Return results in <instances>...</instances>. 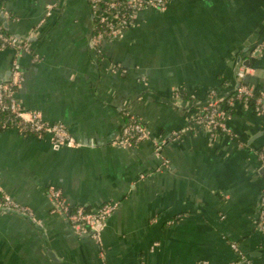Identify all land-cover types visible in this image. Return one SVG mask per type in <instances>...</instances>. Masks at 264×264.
I'll return each mask as SVG.
<instances>
[{
    "label": "crops",
    "instance_id": "obj_1",
    "mask_svg": "<svg viewBox=\"0 0 264 264\" xmlns=\"http://www.w3.org/2000/svg\"><path fill=\"white\" fill-rule=\"evenodd\" d=\"M0 27L22 39L36 31L30 41L42 60H19L26 82L15 97L76 142L55 148L49 138L0 130V186L41 225L0 213V264H232L242 254L231 244L264 249L256 229L264 115L239 103L228 121L233 136L185 132L210 91L236 90L238 66L250 64V85L264 94V0H168L163 10L136 12L102 57L90 45L87 0H0ZM13 58L0 49V83ZM127 115L166 140L167 168L152 141L114 145ZM51 187L90 212L119 203L100 244L51 213Z\"/></svg>",
    "mask_w": 264,
    "mask_h": 264
},
{
    "label": "built area",
    "instance_id": "obj_2",
    "mask_svg": "<svg viewBox=\"0 0 264 264\" xmlns=\"http://www.w3.org/2000/svg\"><path fill=\"white\" fill-rule=\"evenodd\" d=\"M87 2L94 17L90 45L96 55L102 57L105 42L120 39L123 33L134 25L136 12L149 9L163 10L166 8L168 0H87ZM52 10L53 7L49 6L46 11V19L38 25L37 29L46 24L52 16ZM34 32L36 33V31ZM35 33L31 36L33 37ZM31 36L22 39L7 33L0 27V49L11 50L14 55L10 80L0 83V113H8L16 120L15 123L9 120L0 121V130H14L38 139L49 138L55 148H73L76 146V142L65 125L49 123L43 119L41 113L26 109L15 97L16 91L21 89L26 82V75L19 60L24 55H31L35 64L42 60L41 56L33 53ZM112 68L114 72L119 71L118 67L113 66ZM248 72L247 68L238 66L237 77L240 85L230 95L224 97L217 90L210 91L208 101L190 119L185 132L202 129L208 133L212 141L220 135L233 136L234 133L230 129L228 121L232 109L239 103L254 107L264 115V94L251 85L242 83ZM180 96L181 92L176 91V97ZM146 141H152L156 157L161 160L162 167L167 168L168 162L162 154L166 140L158 137L154 139L145 125L134 115H127V121L123 125L119 137L114 141V145L138 146ZM258 156L264 173V152H259ZM141 178L143 179L145 176L142 175ZM48 194L53 205L51 213L65 217L78 236L91 235L98 244H100L101 227L107 223L119 207L117 202H108L103 204L97 212H90L84 207H74L69 204L62 190L58 188L51 187ZM8 209L16 210L34 220L32 212L5 195L0 186V211ZM256 229L264 235V192L260 198ZM231 248L239 252L237 244H231ZM100 255L103 257V253ZM232 264H251V261H245L241 255L240 261Z\"/></svg>",
    "mask_w": 264,
    "mask_h": 264
},
{
    "label": "water",
    "instance_id": "obj_3",
    "mask_svg": "<svg viewBox=\"0 0 264 264\" xmlns=\"http://www.w3.org/2000/svg\"><path fill=\"white\" fill-rule=\"evenodd\" d=\"M259 54V51L256 53V55ZM245 67H250V64L249 63H245L244 64ZM243 84L245 85H250L251 83L254 84V80L252 79V77L250 76H246L242 82ZM240 85V83L237 85V87ZM0 213H9V214H13V215H16V216H20L22 218H26L27 220H29L31 223H33L35 226H37L38 229H41V225H38V223H36L33 219H31L29 216L23 214V213H20L16 210H2L0 211ZM65 219V217H64ZM80 237H91V235H86V236H80ZM239 251L241 252V254L243 255L244 257V260L247 261V262H250L251 260L253 259H258V258H262L264 257V249H261V250H256V251H248L245 246L243 245H240L239 246ZM49 255L50 257L57 261L56 259V255L51 251L49 250Z\"/></svg>",
    "mask_w": 264,
    "mask_h": 264
},
{
    "label": "trees",
    "instance_id": "obj_4",
    "mask_svg": "<svg viewBox=\"0 0 264 264\" xmlns=\"http://www.w3.org/2000/svg\"><path fill=\"white\" fill-rule=\"evenodd\" d=\"M6 120H9L10 122H13V123L16 122L15 118H13V116H11L10 114L0 113V121H6ZM126 121H127V118H126ZM262 151L264 152V149Z\"/></svg>",
    "mask_w": 264,
    "mask_h": 264
}]
</instances>
